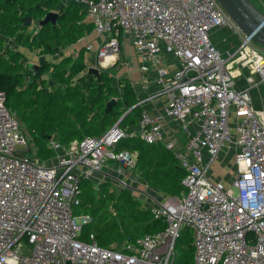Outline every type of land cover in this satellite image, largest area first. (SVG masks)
I'll list each match as a JSON object with an SVG mask.
<instances>
[{
	"label": "built area",
	"instance_id": "2783aa9c",
	"mask_svg": "<svg viewBox=\"0 0 264 264\" xmlns=\"http://www.w3.org/2000/svg\"><path fill=\"white\" fill-rule=\"evenodd\" d=\"M95 32L98 66L120 53L129 40L158 73L161 112L144 109L141 131L115 123L101 136L53 140L50 160L30 153L29 139L0 91V264H174L175 244L185 228L194 230L195 264H264V112L251 88L264 84V49L246 36L217 0H79ZM227 29L240 38L222 52L211 32ZM178 62H167L163 54ZM96 65V66H97ZM247 69L246 88L236 79ZM143 100L141 103H143ZM179 123L185 141L167 134L166 119ZM163 142L186 175L181 194L152 195L126 175L138 155L117 150L123 137ZM32 139V138H31ZM233 152L234 178L217 179L214 165ZM118 164L113 171L107 164ZM114 181L151 209L165 228L117 248L100 246L94 233L81 239L91 217H77L82 180ZM114 209V208H113Z\"/></svg>",
	"mask_w": 264,
	"mask_h": 264
},
{
	"label": "trees",
	"instance_id": "16d2710c",
	"mask_svg": "<svg viewBox=\"0 0 264 264\" xmlns=\"http://www.w3.org/2000/svg\"><path fill=\"white\" fill-rule=\"evenodd\" d=\"M71 8L75 9L74 14H86L76 3H63L62 0H0V91L6 94L8 108L28 119L32 130L40 123L39 136L48 139L51 149L56 136L67 144L86 136L103 135L136 104L128 98L134 94L128 81H121L118 89L115 76L109 70L101 69L100 74L89 71L84 48L76 55H61L93 28L92 23L72 16ZM50 11L58 12L56 22L41 24ZM27 18H32L30 24H25ZM27 52L44 57L35 62L41 66L37 75L29 70L31 60ZM112 98H117V103L106 112ZM142 111V106L137 105L122 120L121 126L134 125ZM115 148L138 152L136 170L151 186L169 195L184 191L186 173L161 144H149L139 136H127L121 138ZM110 182H102L105 187L100 189L110 192L106 198L101 195L96 208L99 210L110 200L115 203L116 212L109 222L98 223L100 233L107 230L117 239L134 240L165 228L164 221L155 218L151 209L143 207L129 192L119 190L117 197L116 190L109 187ZM119 211L121 217H118ZM93 232L97 243L104 242L103 236L99 237L96 230ZM183 236L188 242V256L195 264L192 228L183 229L176 244Z\"/></svg>",
	"mask_w": 264,
	"mask_h": 264
},
{
	"label": "crops",
	"instance_id": "0c3cea01",
	"mask_svg": "<svg viewBox=\"0 0 264 264\" xmlns=\"http://www.w3.org/2000/svg\"><path fill=\"white\" fill-rule=\"evenodd\" d=\"M62 2L63 3L74 2L78 6L84 8L86 11V15H87L86 21L92 23L91 19L88 17L87 8L79 0H62ZM92 26H93V28H92V30H93L94 29L93 23H92ZM87 34H88V32H87ZM211 38H212L214 44L222 52H226L228 50L234 49L239 44V40H240V38L238 36L230 33L227 29H224V28L214 29L211 32ZM81 40H82V43L77 45ZM102 40H103V38L99 37V35L94 30L93 34H91V35L85 34L76 44H73L70 47L63 50L61 55H69V54L76 55L80 51L81 48H84L85 49V59L86 60H88V58L91 59L90 57L86 56L88 54V52L91 53L90 51H87V49H86L87 44H93L95 49H96L100 46ZM74 47H77V49L74 50ZM70 48H73V51H69ZM65 51H67V52H65ZM109 56H111V57L110 58L106 57L105 59H103L104 60L103 66H102V68H100V67L99 68L100 69L106 68V70H109L110 72L113 71L112 74L115 76V85H117V88L119 89L120 86L122 85L121 81H128L131 84V87H132L133 92H134V94H133L134 100H132V101L136 102L135 105L142 106L143 110L146 109V110L151 111V112H161L162 108H163L164 97H162L161 95H158V96H155L151 100H146L147 97L154 95L159 90V85L157 83L158 73H157L156 69L152 66H149L148 69L144 68V65H147V62L145 61V59L141 55H139L135 46L129 40H126L123 37H121L120 38V53L118 55H109ZM163 56L166 57L167 62L171 61L174 64H177V62H178L176 59H173L171 57V55L164 53ZM113 57H114V59H113ZM93 59L96 60V53H95V57H93ZM111 68H115V69L111 70ZM241 71H242V73H241V75H239L237 77L236 82H237V87L243 89V88H246L249 86V84L247 82V78H246L248 75V71H247V69H242ZM251 94H252L254 106L257 109L264 111V84L259 83L257 86L252 87L251 88ZM143 100H145V101L143 103H141ZM130 109H128V110H130ZM136 118H138L137 119V121H138L140 116L136 117ZM137 121L134 124H136ZM165 129H166V132L168 135H170V133H174L178 139L182 140L183 142L185 141L184 140L185 139L184 134H183L182 130L180 129L178 122L167 118L166 123H165ZM145 143H147V142H145ZM155 144H161L163 147L166 148V146L163 142H159V143H155ZM129 151H131V150H129ZM132 152H135L138 155V152H136V151H132ZM222 155L224 156V158L221 157ZM173 157H174V155H173ZM232 158H233V152L232 151H229L226 154L223 153L218 157L217 161L220 163V165L216 161L214 168H213V174L217 179H223L226 182H230L234 178V170L228 171V173H227V171H224L225 168L227 167L226 164H228V163L230 164V162L232 161ZM175 160H176V158H175ZM223 161H225V162H223ZM177 163H178V161H177ZM224 165H225V168H224ZM218 166H222L223 170L220 171L219 170L220 167H218ZM107 167H110L111 169H113V171H116V169L118 168V164L114 161H111L107 164ZM227 168H229V166ZM126 177H129L132 180L133 184L140 185L141 188L147 190L152 195V197L147 198V201H149L148 203H150V204H155L158 201L157 199H162L164 196L169 195V194H166V193L160 191L156 187L151 186L142 177L140 172L138 170H136V168L133 172L128 173L126 175ZM104 181H109V179L108 178L103 179L102 182H104ZM141 205L143 206V204H141ZM143 207H145V206H143ZM193 235H194V230H193Z\"/></svg>",
	"mask_w": 264,
	"mask_h": 264
},
{
	"label": "rangeland",
	"instance_id": "374dc122",
	"mask_svg": "<svg viewBox=\"0 0 264 264\" xmlns=\"http://www.w3.org/2000/svg\"><path fill=\"white\" fill-rule=\"evenodd\" d=\"M252 1L254 2V4L259 9L264 11V3L261 0H252ZM74 12H76L75 9L71 8V10H70L71 15L72 16H76L78 18V20L83 22V21H85L87 19V15L86 14H79L78 15V14H74ZM93 33H94V29L90 33H88V34L86 33V35H89V34L91 35ZM81 43H82V40L77 45H79ZM76 49H77V47H74V50H76ZM69 51H73V48H70ZM65 52H67V51H65ZM27 53H28L29 58L31 60L30 63H35V62L38 63V62H40V59L44 58V57L43 58L42 57H38L35 54V52L34 53L27 52ZM91 55L93 57H95V53L94 52L93 53H89L88 52V54L86 55V56L91 58V59L88 58V60H87L88 67L96 66L98 64V60L97 59L94 60ZM48 58H50V57H48ZM96 67H100V66L97 65ZM100 68H102V67H100ZM104 69L106 70V68H104ZM113 69H115V68H111V70H113ZM115 86L117 87V85H115ZM128 98L131 99V100H134V95L131 94ZM257 110H259V109H257ZM259 111H263V110H259ZM17 117L21 121L22 128H23L25 134L27 135V137L29 139V145H30V148H31L30 153H33V154L37 153L38 156L41 159L45 160V161L56 157L57 151L54 148H52V149L50 148L48 139L47 138L44 139V138H41L39 136L40 135V131H41L40 130V127H41L40 123L38 122L36 124L37 126H34L33 130H32L28 119H26V120L23 119L21 117V115H17ZM54 138L58 139L57 136L54 137ZM57 141H59V139ZM60 143L62 145H64V146H67L70 142L67 143V144L64 143V142H60ZM221 157L224 158L223 155ZM223 162H225V161H223ZM219 165H220V163H219ZM226 166L227 167L229 166V168H227V167L225 168V165H224V168H225L224 171H227V173H228V171H233L234 170V169H232L233 168L232 167L233 166L232 161L230 162V164L229 163L226 164ZM218 167H220L219 168L220 171L223 170L222 166H218ZM96 184H97V182L94 179L84 178L82 180V186H81L82 187V189H81L82 193L80 195L81 200H82L81 204L74 206V214L77 217H80L81 215L87 214V213L91 217L90 222L84 225V229L82 231V234H81L80 238L83 239V240H89V234L90 233H94L93 231L96 230V232L99 234V237L103 236L102 239H104V242H101L100 240L98 241V243L101 246H103V247L115 246L117 248H120V247H122V245L126 241H129V240H132V239H117L115 237V234L113 235L112 232H110V231L106 232L107 230L103 231V233H100V230L98 228V223L104 224L106 222H109L108 220H111L113 218V213H115L116 210H115V207L113 206L115 203L112 202L113 203L112 204L110 200H109L108 203L104 204L103 207H101V208H99V210H97L96 206L98 205V202L101 200V197L104 196V198H106L107 195H108L107 193L110 192V191L104 190V189H100L101 186L104 188L105 184L102 185V183H100L99 186H97ZM109 187H110V189H115L116 190L117 194H115V195H117V197H119V194H120L119 190H123L124 189V191L129 192L130 193L129 195H131L133 198H135V196L132 194L131 191H129L126 188L120 189L118 187V185L116 184V182H114V181L109 183ZM184 190H186V186H185ZM181 193H179V194H181ZM119 214L120 215H118V217H121V212ZM102 215L105 216V219L102 218ZM113 232H115L114 229H113ZM175 251H176V257H175L174 264H192V260H190V257L188 256V242L185 240L184 236L180 237L178 239ZM194 263H195V259H194Z\"/></svg>",
	"mask_w": 264,
	"mask_h": 264
},
{
	"label": "water",
	"instance_id": "95a60500",
	"mask_svg": "<svg viewBox=\"0 0 264 264\" xmlns=\"http://www.w3.org/2000/svg\"><path fill=\"white\" fill-rule=\"evenodd\" d=\"M227 14L235 21L242 32L251 37L253 41L259 44L264 49V11L259 9L252 0H217ZM264 3V0H261ZM58 16L57 11L48 12L45 17L41 20V24L45 23H55ZM32 18H27L25 24H30ZM29 70L33 72V75H37L41 69V66L36 63L29 64ZM90 72L100 74L101 69L96 66L89 67ZM117 103V98H112L107 103L106 112L110 110ZM134 105L130 110L126 111L120 119L117 121L121 124L122 120L126 118L128 114L136 107ZM132 131L140 132V122L137 121L136 124L130 126ZM90 222V221H89ZM88 222V223H89Z\"/></svg>",
	"mask_w": 264,
	"mask_h": 264
},
{
	"label": "bare ground",
	"instance_id": "6f19581e",
	"mask_svg": "<svg viewBox=\"0 0 264 264\" xmlns=\"http://www.w3.org/2000/svg\"><path fill=\"white\" fill-rule=\"evenodd\" d=\"M111 56H108V58H110ZM113 59H114V57H113ZM108 61V60H107ZM106 65V64H105Z\"/></svg>",
	"mask_w": 264,
	"mask_h": 264
}]
</instances>
